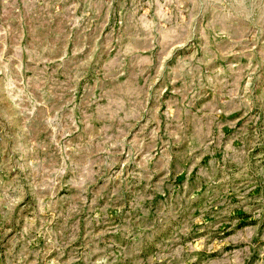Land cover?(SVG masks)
Returning <instances> with one entry per match:
<instances>
[{
	"label": "rangeland",
	"instance_id": "374dc122",
	"mask_svg": "<svg viewBox=\"0 0 264 264\" xmlns=\"http://www.w3.org/2000/svg\"><path fill=\"white\" fill-rule=\"evenodd\" d=\"M0 264H264V0H0Z\"/></svg>",
	"mask_w": 264,
	"mask_h": 264
}]
</instances>
